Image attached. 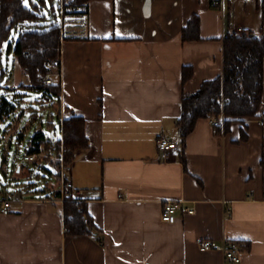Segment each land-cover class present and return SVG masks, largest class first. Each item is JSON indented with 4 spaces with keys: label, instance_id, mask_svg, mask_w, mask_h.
I'll return each mask as SVG.
<instances>
[{
    "label": "crops",
    "instance_id": "obj_1",
    "mask_svg": "<svg viewBox=\"0 0 264 264\" xmlns=\"http://www.w3.org/2000/svg\"><path fill=\"white\" fill-rule=\"evenodd\" d=\"M86 9L84 24L61 32L59 70L49 78L60 85V120H84L88 146L66 165L80 191L71 198L84 204L96 230L65 231L64 201L51 195L59 185L41 195L13 188L22 199L0 212V264H264L259 113L232 122L227 132L198 119L183 151L175 127L182 95L221 75L224 37L236 27L264 37L257 0H93ZM192 17L198 39L183 40ZM21 84L28 78L11 89ZM22 139L18 134L14 142ZM162 139L175 149L164 154ZM41 153L31 162L50 173L39 163L47 156L58 162L60 153ZM23 157L13 178L26 182L31 171ZM9 193L0 190V203ZM166 201L177 203L173 223L160 219ZM223 240L240 244L239 263L226 262L218 249L198 250L200 241Z\"/></svg>",
    "mask_w": 264,
    "mask_h": 264
},
{
    "label": "trees",
    "instance_id": "obj_2",
    "mask_svg": "<svg viewBox=\"0 0 264 264\" xmlns=\"http://www.w3.org/2000/svg\"><path fill=\"white\" fill-rule=\"evenodd\" d=\"M90 1L93 0H73V3L87 8ZM61 2L63 0H30L29 7L24 4V0H0V66L3 44L13 32H17L13 56L27 76L28 84H21L19 90L22 91L13 90V94L20 95L22 101L28 100L25 96L29 93L35 94L26 109H29L30 118L41 127L27 141V154L48 152L49 147L55 148L58 154L59 144L62 143L64 163L70 164L75 152L88 146L84 120L80 116H71L61 121L55 109V105L59 104L60 85L45 82L54 69L59 70L61 28L58 16L60 18ZM257 7L264 18V0H257ZM197 34L198 18L192 17L182 30V39H198ZM222 54L221 75L204 81L195 93L183 94L181 97V111L175 121L181 151L198 119L213 120L224 115L227 119L223 123V130L227 132L232 122L242 117H253L260 110L264 37L256 36L252 31L239 37L228 34L223 39ZM16 108L11 98L0 97V119L13 113ZM44 126L58 131V134L60 132L61 139L44 132ZM42 160L47 162L49 156ZM182 162L185 164L183 158ZM51 163L59 171V163ZM51 195L60 197L59 189ZM62 218L66 232L70 235H87L96 230L84 204L74 201L70 196L64 198Z\"/></svg>",
    "mask_w": 264,
    "mask_h": 264
},
{
    "label": "rangeland",
    "instance_id": "obj_3",
    "mask_svg": "<svg viewBox=\"0 0 264 264\" xmlns=\"http://www.w3.org/2000/svg\"><path fill=\"white\" fill-rule=\"evenodd\" d=\"M24 4L31 7L30 0H24ZM58 21L60 23L59 16ZM242 35L243 34L240 36ZM17 38L18 33L13 32L9 39L4 42L1 58L2 66H0V97L6 96L11 98L17 105L13 113L0 119V190L3 192L6 190L11 193L12 189L16 188L21 193H25V191L28 190L30 195H41L45 194L51 185L57 187L59 185L56 168L51 163L53 162L52 160H48L47 162L41 160L39 163L42 165V162H44L42 167L49 169L50 173L37 167L38 164H34V162L23 161V165L31 171V175L29 176L30 180H25L26 182H24V180L21 181V179L18 180L13 178V176L16 175L15 171L17 167L20 165L19 162L22 161V157L25 154L27 141L33 132L37 130L34 126L41 129L40 125L38 126V124L30 118L28 114L29 109H26L31 101L30 99L34 98L35 94L29 93L28 96H25L28 100L22 101L21 96L14 95L13 93H15V91L11 89L13 83L17 86L19 83L27 81V76L22 73V70L15 63L13 56ZM52 79L53 77L51 80ZM42 130L49 133L51 137H56L58 134V131L54 132V129H48L46 126H44ZM18 134H23V139L20 141V144L14 142ZM24 195H26V193Z\"/></svg>",
    "mask_w": 264,
    "mask_h": 264
},
{
    "label": "built area",
    "instance_id": "obj_4",
    "mask_svg": "<svg viewBox=\"0 0 264 264\" xmlns=\"http://www.w3.org/2000/svg\"><path fill=\"white\" fill-rule=\"evenodd\" d=\"M213 5H220L218 1H212ZM86 8L82 5H76L73 3V0H63L60 6V28L61 32L70 25L76 24L73 22H78L80 24H84L86 18ZM251 32L250 30L243 28V27H236L233 30V36L239 37L241 34H248ZM47 84L51 83V79L48 77L45 79ZM258 121L260 124H264V114L261 111H258ZM221 118L213 119L212 124L214 126H219L223 124V121L226 120V117L221 115ZM158 148L163 151L164 154H168L171 150L175 149V144L169 142L167 140H159L158 141ZM60 151L59 156L56 157L60 166H59V186H60V198L61 202L64 201V198L67 196L75 197V195H80V191L74 190L71 181L69 180V176L71 173V167L64 163L63 159V151H62V144H59ZM48 152L51 157L55 155V148L49 147ZM42 153L26 155L23 157L24 160L31 161L34 158L40 156ZM21 193L17 190L12 191L9 193L8 197L4 199L0 203V212L4 215L8 214L11 211V203L13 201H20ZM177 210V203L174 201H166L163 204L162 211H161V221L167 223H173L175 221V214ZM184 211L188 214L194 213L193 208H185ZM66 231V230H65ZM213 249H218L222 252L224 260L228 263H239L241 260V247L238 243L230 240H223L219 246H214L210 241H200L198 242V250L201 252L209 251Z\"/></svg>",
    "mask_w": 264,
    "mask_h": 264
}]
</instances>
